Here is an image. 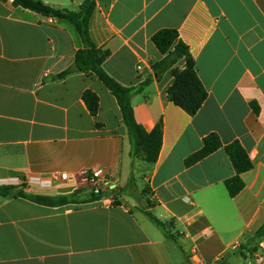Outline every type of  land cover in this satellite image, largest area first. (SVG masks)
Here are the masks:
<instances>
[{"label": "crops", "instance_id": "0c3cea01", "mask_svg": "<svg viewBox=\"0 0 264 264\" xmlns=\"http://www.w3.org/2000/svg\"><path fill=\"white\" fill-rule=\"evenodd\" d=\"M39 1L77 11L86 0ZM96 4L91 37L109 53L103 69L126 87L147 83L131 102L147 132L163 124L159 158L132 156L117 99L95 75L71 69L83 48L72 23L0 0V186L72 195L86 190L82 172L103 168L117 200L49 207L0 195V264H195L194 251L206 264H264L254 260L264 244V0ZM167 28L179 32L208 92L195 116L168 98L172 68H154L165 55L152 37ZM86 90L99 97L96 117ZM210 134L224 145L239 141L253 163L234 198L224 148L185 165ZM57 174L68 178L46 189L16 183Z\"/></svg>", "mask_w": 264, "mask_h": 264}, {"label": "trees", "instance_id": "16d2710c", "mask_svg": "<svg viewBox=\"0 0 264 264\" xmlns=\"http://www.w3.org/2000/svg\"><path fill=\"white\" fill-rule=\"evenodd\" d=\"M12 2L15 6L31 10L43 17L67 20L75 26L83 42V48L76 53L75 58L80 71L95 75L117 99L123 123L128 129L132 143V156L141 158L147 163H156L163 144V124L159 123L151 132H147L135 119L131 100L135 94L143 90L147 83L139 87H126L110 77L103 69V64L109 53L98 48L93 42L90 27L97 0H86L77 11L56 9L39 0H12ZM152 41L161 54L165 55V58L154 68L158 73H160V69L172 68L173 82L167 92L169 100L188 115L195 116L207 100L208 92L198 76L196 62L191 56L189 48L180 40L179 32L175 29L159 30L152 37ZM180 60L185 61L184 69L175 67ZM69 73V71L64 72L59 77L63 78ZM83 101L90 114L96 117L100 108L98 95L91 90H86L83 94ZM221 148L225 149L235 171V175L225 183L230 197L234 198L245 186L241 174L253 167L249 154L239 141L224 145L217 134H210L204 138L202 148L186 159L185 165L191 167ZM16 189L18 188L15 186L2 185L0 186V195L9 196L12 194L16 198H24L35 204L49 207L84 203L89 199H96L93 196L81 199L82 192L80 190L72 195L47 196L25 192L23 189L16 191ZM148 215L159 227L166 230L165 224L154 215ZM257 235H264V225Z\"/></svg>", "mask_w": 264, "mask_h": 264}, {"label": "built area", "instance_id": "2783aa9c", "mask_svg": "<svg viewBox=\"0 0 264 264\" xmlns=\"http://www.w3.org/2000/svg\"><path fill=\"white\" fill-rule=\"evenodd\" d=\"M139 71L142 70V66H138ZM68 178L67 174H57L55 176H45V177H29L25 180H16L17 184L22 185V187H32L38 189L50 188L54 181L63 180L66 181ZM81 179L84 182L86 188L89 191V195L96 198V200L102 202L107 207H111L116 204V196L112 192V179L108 171L103 168H97L92 171H84L81 173ZM240 247L238 242L234 243L231 248L236 250ZM262 249L261 254H255L254 260L258 263L264 262V244L260 245ZM192 260L195 264H206L199 252L194 251L192 255Z\"/></svg>", "mask_w": 264, "mask_h": 264}, {"label": "rangeland", "instance_id": "374dc122", "mask_svg": "<svg viewBox=\"0 0 264 264\" xmlns=\"http://www.w3.org/2000/svg\"><path fill=\"white\" fill-rule=\"evenodd\" d=\"M85 187V186H84ZM60 189H63V188H60ZM88 189L86 188V190L85 189H81L80 191L82 192L81 194H80V198L81 199H85L84 198V196H88L87 198H90V195H89V191L87 192V193H85V191H87ZM62 191V190H61ZM47 193H53L52 191H48Z\"/></svg>", "mask_w": 264, "mask_h": 264}, {"label": "water", "instance_id": "95a60500", "mask_svg": "<svg viewBox=\"0 0 264 264\" xmlns=\"http://www.w3.org/2000/svg\"><path fill=\"white\" fill-rule=\"evenodd\" d=\"M73 71H79L80 68L78 67L77 63L74 64V66L71 68Z\"/></svg>", "mask_w": 264, "mask_h": 264}]
</instances>
